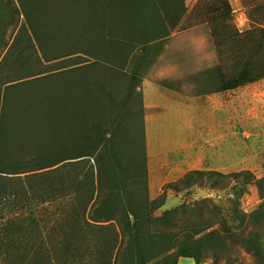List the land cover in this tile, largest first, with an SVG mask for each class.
Masks as SVG:
<instances>
[{
  "label": "trees",
  "instance_id": "1",
  "mask_svg": "<svg viewBox=\"0 0 264 264\" xmlns=\"http://www.w3.org/2000/svg\"><path fill=\"white\" fill-rule=\"evenodd\" d=\"M203 1L211 4L204 18L210 27L233 19L229 0L198 4ZM155 3L0 0V264H88L92 244L84 230L104 224L116 239L103 264H166L178 257L236 264L229 248L218 249L216 226L224 229V245L241 239L249 251H261L264 177L250 171H192L181 187H166L190 195L201 187L224 193L235 218L251 229L248 236L232 232L218 206L209 207L204 220L210 198L153 217L163 204L148 197L147 165L132 155L134 134L120 117L141 84L144 63H151L143 51L159 40L144 17ZM255 46L254 56L226 81L228 90L264 78V43ZM108 142L126 177L121 190L100 193L91 160ZM251 185L263 203L249 215L240 205Z\"/></svg>",
  "mask_w": 264,
  "mask_h": 264
},
{
  "label": "rangeland",
  "instance_id": "2",
  "mask_svg": "<svg viewBox=\"0 0 264 264\" xmlns=\"http://www.w3.org/2000/svg\"><path fill=\"white\" fill-rule=\"evenodd\" d=\"M154 1L144 17L159 40L143 51L151 63H144L147 68L141 84L128 110L120 117L121 126L134 134V146L130 142L132 155L139 154L147 165L144 183L148 197L157 201V205L163 204L153 217H161L186 201L204 202L210 198L213 202L204 208L203 219L209 217V207L218 206L226 216L228 228L248 236L251 229L235 218L233 204L224 193L201 187L190 195L166 187L171 184L181 187L182 179L192 171L224 175L250 171L257 179L264 177V78L235 90H228L226 85L254 56L255 42L264 43L260 31H264V2L250 6L244 5L248 0H231L233 19L210 27L204 21L211 6L207 2ZM259 61L260 72H264V52ZM100 119L105 122L103 113ZM91 164L100 193L109 187L122 189L126 175L112 158L110 142ZM77 176L84 183L80 171ZM81 186L83 189L84 185ZM262 203L257 186L251 185L241 199L240 208L251 215ZM188 218L190 223H201ZM106 225L84 228L92 244L89 260L93 262L88 264H103V256L116 239L113 228ZM215 229L220 230L218 249L229 248L236 264H264V242L259 243L261 251H249L241 239L224 245L221 240L224 229L220 226ZM166 264L199 263L178 257ZM204 264L215 263L209 260Z\"/></svg>",
  "mask_w": 264,
  "mask_h": 264
},
{
  "label": "crops",
  "instance_id": "3",
  "mask_svg": "<svg viewBox=\"0 0 264 264\" xmlns=\"http://www.w3.org/2000/svg\"><path fill=\"white\" fill-rule=\"evenodd\" d=\"M198 1H199V0H197L196 3H198ZM229 1H230L231 5H233L232 2H231V0H229ZM263 2H264L263 0H248V1H246V2L244 1V5H246V4H248V5H250V6H252V5H256V4H257V5H261V4H263ZM189 14H190V13H189Z\"/></svg>",
  "mask_w": 264,
  "mask_h": 264
}]
</instances>
